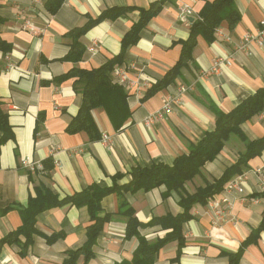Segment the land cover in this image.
<instances>
[{"label":"crops","instance_id":"0c3cea01","mask_svg":"<svg viewBox=\"0 0 264 264\" xmlns=\"http://www.w3.org/2000/svg\"><path fill=\"white\" fill-rule=\"evenodd\" d=\"M155 1L65 0L51 14L45 0H0V37L11 45L8 52L0 48V96L12 128L0 151V209L13 207L0 215V241L22 225L20 209L41 185L60 200L93 183L101 187L116 184L122 190L103 198L99 215L112 213L114 217L104 224L93 245L94 256L84 262L82 254L77 264H113L131 258L138 239L127 237L122 199L135 210L142 223L139 231L149 241L172 230L155 219L184 211L180 192L173 190L165 197V185L136 193L122 186L132 180L134 167L171 165L178 155L188 152L190 144L215 128L216 111L228 113L264 87V46H241L244 34L255 33L261 26L264 0H234L239 22L230 28L223 21L213 42L199 36L193 59L174 81L148 94L177 64L182 42L190 36L192 22L179 18L178 7L191 5L196 20L205 2L215 1L166 0L162 11L141 30L138 41L126 46L123 63L116 64L110 74L112 82L124 88L129 119L117 126L106 109L98 107L91 113L97 126L94 135L99 132L100 138H91L86 131L69 132L83 94L74 84L75 77L59 78L73 68H98L120 55L122 39L140 20V10ZM116 7L130 9L87 30L81 37L86 47L82 60H64L73 42L70 31ZM217 58L223 60L218 72L212 70ZM120 65L132 83L116 81ZM168 100L173 104L171 112L153 119ZM241 129L247 140L232 134L216 158L186 184L188 193L219 179L246 152L247 141L264 136V111L244 122ZM49 158L53 168L44 171ZM231 181H237L241 191L229 189ZM212 198L218 200L223 217L216 218L207 204L194 205L193 218L182 227L186 244L180 250L178 241L169 242L157 254L156 264H232L230 253L241 249L238 264H264V227L256 233L264 219V150ZM91 223L87 206L65 203L47 209L37 215V231L27 248L23 247L24 235L19 242L1 245L0 264H63L70 251L87 242Z\"/></svg>","mask_w":264,"mask_h":264},{"label":"trees","instance_id":"16d2710c","mask_svg":"<svg viewBox=\"0 0 264 264\" xmlns=\"http://www.w3.org/2000/svg\"><path fill=\"white\" fill-rule=\"evenodd\" d=\"M65 0H45V8L51 14H55ZM166 0H157L152 2L149 7L140 10V20L133 25L130 31L122 39L123 49L120 55L110 59L105 65L93 69L73 68L68 73L62 75L59 81L75 77L74 84L79 87L83 94V104L78 115L74 118L69 126V132L86 131L91 134V138H100L99 132L94 135L97 128L92 116V110L103 107L108 112L112 121L118 125H123L129 119L131 113L127 108L126 95L123 86L113 83L111 72L116 64L123 63V52L126 46L135 44L140 32L147 26L149 21L156 17L163 9ZM130 8L116 7L108 8L102 11L97 18L90 19L82 27H76L69 33L73 38L71 48L64 60L78 62L83 59L86 52L85 45L81 42V37L87 30L104 20L105 18H117L126 14ZM241 15L237 9L234 0H215L206 1L199 12L198 17L191 23V33L187 40L182 42V54L177 64L168 71L164 79L157 83L148 94L161 90L168 84L172 83L179 75L182 67L189 60L193 59V50L198 43V37L203 36L210 42L215 40L217 28L227 21L230 28L234 27L240 20ZM3 19L0 16V22ZM0 48L4 52L11 49V45L3 41L0 37ZM147 94V95H148ZM264 111V87L259 88L254 94L249 95L242 100L233 110L228 113L216 111L218 119L215 128L206 132L205 136L197 143L189 146L188 152L178 155L174 162L153 163L149 167L137 166L132 170V180L128 185L122 186L124 191L136 193L140 190L149 191L161 185L166 186L164 193L168 196L173 190L181 194L180 205L184 211L177 215H167L163 218L155 219L156 222L163 224L164 228H171L164 237L157 241L151 242L145 236L141 235L139 227L142 223L137 219L135 210L122 199L121 208H125L121 213L127 218V237H136L138 246L134 250L131 258L123 259L121 262L113 264H156V256L160 249L172 241H178L179 249L186 244L183 234V223L193 218L192 208L196 204H207L208 200L221 193L225 185L233 178L234 175L241 174L249 166V161L260 155L264 150V136L253 141H247V150L240 156L236 164L228 168L224 174L203 188L197 189L195 193L186 191V184L192 181L202 170L208 161H212L223 150L225 142L232 134L241 136L247 140L241 129V125L247 122L255 115ZM0 151L1 146L7 142L12 135V128L9 124L8 114L2 108V99L0 96ZM52 159L45 160L43 164L44 171H50L53 168ZM119 186L101 187L96 183L89 185L80 192H75L62 200L45 185L37 186L36 196L29 198L28 204L20 209L22 225L0 241L1 245L6 241L19 242L21 235L25 236L23 247L27 248L31 242L33 234L36 233V217L39 213L65 203H72L77 206H87L91 215V224L88 226L87 242L79 249L69 252V258L63 264H77L79 257L85 256L84 262L89 261L93 256V245L96 243L104 224L114 217V214L108 213L100 216L99 211L102 209L103 198L111 193H120ZM13 207L0 209V215L8 213ZM264 227V219L256 233ZM56 238L50 237L49 241ZM242 254V249L237 253H230L232 264H238Z\"/></svg>","mask_w":264,"mask_h":264},{"label":"built area","instance_id":"2783aa9c","mask_svg":"<svg viewBox=\"0 0 264 264\" xmlns=\"http://www.w3.org/2000/svg\"><path fill=\"white\" fill-rule=\"evenodd\" d=\"M178 15L181 20L188 21L189 17L195 16V11L191 5L184 3L178 7ZM216 31H218V29ZM251 43H255L259 47L264 46V19L261 22V26L255 33H246L242 37V45H241L242 47H246ZM222 62L223 60L221 58L215 59L212 70L218 72L219 69L221 68ZM116 81L120 84L132 83L131 79L126 73V68L123 65H120L116 68ZM185 89L186 87L182 88V90H185ZM172 107H173V104L171 100L166 101L165 105L163 106V109L156 112L152 116V118L154 119L156 117H163L164 115L171 112ZM104 139L105 140L108 139L107 135H104ZM228 188L241 191V188L238 185L237 181H231L230 184H228ZM207 205L210 208V210L213 211L216 218L219 219L223 217L222 211L218 208L219 206L218 200L212 198L208 201Z\"/></svg>","mask_w":264,"mask_h":264},{"label":"water","instance_id":"95a60500","mask_svg":"<svg viewBox=\"0 0 264 264\" xmlns=\"http://www.w3.org/2000/svg\"><path fill=\"white\" fill-rule=\"evenodd\" d=\"M189 20H190L191 22H193V21L195 20V18H194V17H189Z\"/></svg>","mask_w":264,"mask_h":264},{"label":"rangeland","instance_id":"374dc122","mask_svg":"<svg viewBox=\"0 0 264 264\" xmlns=\"http://www.w3.org/2000/svg\"><path fill=\"white\" fill-rule=\"evenodd\" d=\"M192 17H194V16H192ZM217 29H218V28H217ZM258 29H259V28H258ZM258 29H257V30H258Z\"/></svg>","mask_w":264,"mask_h":264}]
</instances>
